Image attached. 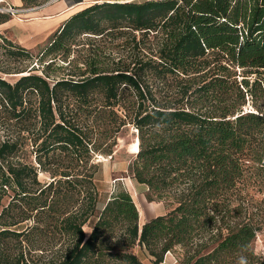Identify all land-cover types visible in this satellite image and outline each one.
Segmentation results:
<instances>
[{
    "label": "trees",
    "instance_id": "1",
    "mask_svg": "<svg viewBox=\"0 0 264 264\" xmlns=\"http://www.w3.org/2000/svg\"><path fill=\"white\" fill-rule=\"evenodd\" d=\"M127 33L138 49L128 62L101 65L91 55L77 72L53 76L58 59L74 61L78 36ZM137 35H151L147 55ZM39 55L40 73L28 61L14 72L0 67L20 74L13 83L0 75V121L10 129L0 140V199H9L0 209V264H144L134 247L153 264L175 250L180 264H264L251 248L263 221L243 208L241 190L249 169L264 176V0L94 3L70 15ZM145 76L179 85L158 95ZM129 126L138 140L130 176L150 201L173 204L142 225L124 188L96 212L94 160L112 158Z\"/></svg>",
    "mask_w": 264,
    "mask_h": 264
},
{
    "label": "rangeland",
    "instance_id": "2",
    "mask_svg": "<svg viewBox=\"0 0 264 264\" xmlns=\"http://www.w3.org/2000/svg\"><path fill=\"white\" fill-rule=\"evenodd\" d=\"M60 1H64L68 7H72V10L77 12L94 3H102L104 1L114 2L116 0H87L81 1L83 2L82 4H80L81 2L73 3L74 0H34V3L30 7L26 8H39L47 5H54ZM31 10L34 11V9ZM29 16L25 15L24 19H28ZM136 39H140V36L137 35ZM149 40H151V35H149L147 39L146 37L142 40L140 39L141 43L139 44V52H141V54L147 55L148 49L146 48V45H148ZM7 41H9L11 45H15L16 47L15 43L10 40ZM76 43H82V45L71 47L70 54H73L74 61L66 66V62L58 59L57 63H59L58 65H60V67H52L51 71L53 76L65 77L68 73L77 72L78 69L75 67L76 63L78 61L81 62L83 59H86L91 55L97 57L101 65L105 64L108 66H112L113 63L118 61L119 57H121L122 60L128 62L131 58L130 56L138 51V49L132 50L131 35L129 33L118 37L78 36L76 38ZM47 45L48 39L38 47L30 49L25 48L31 54V57L25 58L23 55L17 52L14 46L12 47L8 45L5 38H2V36H0V67L8 69V71L10 72H14L17 69L23 67L25 65V62L28 61L27 65L31 64V66H34V72L40 73L41 65L39 61L37 62V60L40 57V51H42ZM49 57L50 56L43 57L42 62L43 60L47 61ZM78 65L81 66L82 64ZM0 75L5 80L13 83L20 74L3 73L0 71ZM145 77H148L144 78L145 81L149 85H153L152 89H155L158 95L171 97L176 91L177 86L179 85V79L175 77H168L163 81L152 80L149 76ZM95 102L99 103L100 100H95ZM245 108H251L249 102L245 104ZM8 129L9 128H6L5 125H3L0 121V140H2L7 134H9L10 129ZM136 140V131L132 126H129L126 131H122L121 134L117 135V145L114 147L112 158H110V156H96L94 161L100 164L98 172L95 175V183L97 189L100 191V196L96 203V212H98L103 207L104 202L107 200V198H109L111 193L116 191L117 188H124L129 192L136 205V208L140 211L138 224L142 225L143 222L149 220L150 218L165 214L170 208L173 207V204L164 199L153 198V200L150 201L147 196V187L143 184L135 182V180L130 176L129 164L135 155V153L133 152L132 144ZM27 149H29V147H27ZM28 154V159L33 161V154ZM261 172L262 171L255 168L249 169L246 174V181L241 190L242 195L245 198V201H243L242 205L243 208L246 209L247 207L249 212L255 215L259 220L263 221L261 222V230L256 233V236L251 244V248L253 249L254 253L257 256L261 257L264 261V176L261 175ZM38 177L41 181L48 180V176L44 173H39ZM8 200L9 199L6 196L0 199V209L2 205L7 204ZM24 225L25 224H22L21 226H18L16 228H21ZM84 231L86 235L89 234V224L84 225ZM28 239L31 242L33 241L35 245L40 243V239H38V236L35 233H31ZM22 245H25L24 242H22ZM9 246L11 249H15L19 246V243L15 239H11L9 241ZM133 252L141 259L144 264H153L151 257H149L142 249L134 247ZM45 260L43 258H38L35 259L31 264H43V261ZM181 260V252L177 250L168 251L164 255L163 261L159 264H180Z\"/></svg>",
    "mask_w": 264,
    "mask_h": 264
},
{
    "label": "crops",
    "instance_id": "3",
    "mask_svg": "<svg viewBox=\"0 0 264 264\" xmlns=\"http://www.w3.org/2000/svg\"><path fill=\"white\" fill-rule=\"evenodd\" d=\"M116 1L123 2L128 0ZM8 5L17 8H23L24 6L23 0H0V7ZM30 11L19 15V17L8 13H0V36L22 48L38 47L47 39L49 40L52 33L75 12L64 1ZM25 15L31 16L28 19H24Z\"/></svg>",
    "mask_w": 264,
    "mask_h": 264
},
{
    "label": "built area",
    "instance_id": "4",
    "mask_svg": "<svg viewBox=\"0 0 264 264\" xmlns=\"http://www.w3.org/2000/svg\"><path fill=\"white\" fill-rule=\"evenodd\" d=\"M37 7L34 8H17V7H13V6H3L0 7V13H8L12 16H17L19 17V15H23L26 12L30 11L31 9H35Z\"/></svg>",
    "mask_w": 264,
    "mask_h": 264
},
{
    "label": "bare ground",
    "instance_id": "5",
    "mask_svg": "<svg viewBox=\"0 0 264 264\" xmlns=\"http://www.w3.org/2000/svg\"><path fill=\"white\" fill-rule=\"evenodd\" d=\"M132 147H133V152L136 153L137 150H138V140H136L133 144H132ZM135 149V150H134Z\"/></svg>",
    "mask_w": 264,
    "mask_h": 264
},
{
    "label": "snow or ice",
    "instance_id": "6",
    "mask_svg": "<svg viewBox=\"0 0 264 264\" xmlns=\"http://www.w3.org/2000/svg\"><path fill=\"white\" fill-rule=\"evenodd\" d=\"M135 150V149H134Z\"/></svg>",
    "mask_w": 264,
    "mask_h": 264
}]
</instances>
